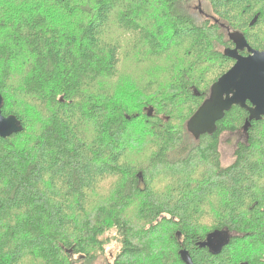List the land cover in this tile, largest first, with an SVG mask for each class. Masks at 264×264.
Segmentation results:
<instances>
[{
    "label": "trees",
    "instance_id": "1",
    "mask_svg": "<svg viewBox=\"0 0 264 264\" xmlns=\"http://www.w3.org/2000/svg\"><path fill=\"white\" fill-rule=\"evenodd\" d=\"M19 1L0 2L1 112L23 127L0 138V264H93L112 232L110 264H184L180 250L264 264V116L235 106L212 135L186 129L233 66L235 36L264 50V0ZM149 57L166 86L161 66L141 68ZM235 133L223 167L220 138ZM217 233L229 236L218 253L200 247Z\"/></svg>",
    "mask_w": 264,
    "mask_h": 264
},
{
    "label": "water",
    "instance_id": "2",
    "mask_svg": "<svg viewBox=\"0 0 264 264\" xmlns=\"http://www.w3.org/2000/svg\"><path fill=\"white\" fill-rule=\"evenodd\" d=\"M243 51L247 55H241ZM225 55L234 62L233 66L211 86L209 98L186 124L188 133L195 139L212 135L216 124L235 106L244 109L250 121H259L264 116V50H252L241 35H236L234 48L227 49ZM2 107L3 98L0 95V138L6 139L22 132L23 127L16 117L3 116ZM228 239L229 236L224 233L211 234L200 243V247L212 248L215 241L224 242L223 246ZM178 255L184 264H193L187 251L180 250Z\"/></svg>",
    "mask_w": 264,
    "mask_h": 264
},
{
    "label": "rangeland",
    "instance_id": "3",
    "mask_svg": "<svg viewBox=\"0 0 264 264\" xmlns=\"http://www.w3.org/2000/svg\"><path fill=\"white\" fill-rule=\"evenodd\" d=\"M2 1H4V0H0V2H2ZM2 5H3V3H1V6ZM23 6H24V3L22 0H20L17 3V9H21ZM27 7H28V5L26 4L24 9L28 10ZM9 15L10 14H7L3 18L10 17ZM50 15L52 16V21H55V19L58 18V15H53V14H50ZM62 21L64 22L63 25H65V26H70V27L73 26V21L70 19H68V21L65 19ZM62 21L60 20L59 22L62 23ZM124 43H127V42L125 41ZM144 61L145 62L143 64V66H141L142 69L147 70L149 65H151L153 62H155L156 64H158L159 66L162 67V70H161L159 75H164L165 63L163 61H155L154 59H150V57L148 58V60H144ZM19 70H20L19 68H15L13 71L14 81H16L18 79V75H19V78H21ZM125 74H127L128 76L131 75L136 81L139 82L138 85H136V87H138V91H142V89H140V85H145V83L149 79V77H147L145 79L140 77V68H138L136 65L129 66L127 68V71L125 72ZM165 77H167V75L160 76V77L157 76V79L155 81L160 82L162 84V86L164 87V86H166V78ZM130 84L132 87L134 86V84H132V83H130ZM101 87H103V86H101ZM36 120H37V118L33 117L32 118L33 122L32 121L31 122L35 123ZM141 129H140V131H141ZM146 136L147 135L145 133H142V132L140 133V135L135 134L134 135L135 139L130 145V150L132 151L136 148L139 149L138 147L142 145V138L145 139ZM139 137H142V138H139ZM238 141L239 142L242 141V133L232 134V135H228V134L222 135V137L220 138V143H219V153H220L221 166L226 167V166H229L230 164L233 163L234 147L236 146L235 144ZM153 151L154 150L152 148H149V147L146 148L145 147L141 152H139V154H137L136 161L141 160V161L148 162L149 157ZM136 152H134L133 155H135ZM157 173L161 174L160 171ZM159 188L161 191L165 190L166 186H165L164 180H160ZM106 236L109 237L110 242L108 245H106L104 247L103 253L96 257L93 264H110L117 254V250H116L117 237H116L115 233L114 232L107 233ZM239 248H241V247H239ZM239 252H241V250H239ZM235 253L237 254V256H235V257L239 258L240 255H238L237 252H235Z\"/></svg>",
    "mask_w": 264,
    "mask_h": 264
},
{
    "label": "flooded vegetation",
    "instance_id": "4",
    "mask_svg": "<svg viewBox=\"0 0 264 264\" xmlns=\"http://www.w3.org/2000/svg\"><path fill=\"white\" fill-rule=\"evenodd\" d=\"M241 55H243V56H245V55H247V53H246V51H243V52H241ZM245 111V110H244ZM235 134H237V133H235ZM243 134H242V141L241 142H243ZM241 142H237L235 145L237 146L239 143H241ZM236 146L234 147V150L236 149ZM212 243V242H211ZM214 243V245H213V247L212 248H206V249H208V250H210V251H212V252H216V253H218L220 250H221V248L223 247L222 246V243H224V242H220V241H215V242H213Z\"/></svg>",
    "mask_w": 264,
    "mask_h": 264
}]
</instances>
